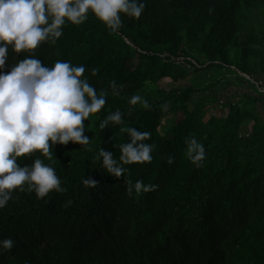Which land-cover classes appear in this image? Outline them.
<instances>
[{"label": "trees", "instance_id": "trees-1", "mask_svg": "<svg viewBox=\"0 0 264 264\" xmlns=\"http://www.w3.org/2000/svg\"><path fill=\"white\" fill-rule=\"evenodd\" d=\"M122 20L112 33L89 13L83 25L67 24L56 45L36 50L50 67L56 60L84 65L107 102L84 121L88 146L69 141L53 147L52 160L38 152L18 158L21 166L42 159L66 191L44 199L26 187L13 193L0 209V240L11 237L15 247L0 253V264H264V125L245 106L257 98L225 103L226 115L204 121L205 103L187 104L196 89L158 85L201 69L186 60L195 52L200 66L234 67L264 86L254 76L264 72V0H148L139 20ZM113 80L124 86L119 96L111 94ZM133 95L150 109L130 106ZM167 102L182 117L160 132ZM116 109L131 110L125 125L101 130ZM248 118L254 122L242 132ZM125 127L152 134L153 161L126 167L133 183L158 184L155 192L129 197L123 176L111 177L96 159L101 148L119 158V145L130 142ZM185 137L205 146L202 167L188 159ZM168 155L175 157L171 166ZM89 176L99 182L95 189L82 183Z\"/></svg>", "mask_w": 264, "mask_h": 264}, {"label": "clouds", "instance_id": "clouds-1", "mask_svg": "<svg viewBox=\"0 0 264 264\" xmlns=\"http://www.w3.org/2000/svg\"><path fill=\"white\" fill-rule=\"evenodd\" d=\"M148 0H0V209H4L16 190L34 192L39 199L51 192L63 193L61 179L55 168L35 158L31 164L21 166L18 158L40 153L48 160L53 158L56 144L69 141L88 146L91 139L83 135L84 124L93 114L101 112L108 92L99 93L84 75V65L56 60L50 67L37 58L36 50L44 44L56 45L64 35L67 24L83 25L89 13L100 20L112 33L123 27L122 15L139 20ZM10 51L16 55L11 57ZM19 54H26L18 58ZM20 57V56H19ZM95 74V73H93ZM111 94L119 96L123 85L115 80L109 85ZM130 106L141 105L150 109L147 100L133 95ZM165 110L167 106H164ZM131 110L116 109L100 122L101 130L125 125ZM130 142L119 145L120 156L99 149L97 160L113 178L123 176L129 197L155 192L158 184L128 179L126 165L150 164L156 145L148 143L151 132L125 127ZM187 157L200 168L206 159L205 146L194 137H185ZM90 150V149H89ZM175 157L168 155L171 166ZM86 188L95 189L99 182L89 176L82 180ZM15 241L9 237L0 240V253L11 251Z\"/></svg>", "mask_w": 264, "mask_h": 264}, {"label": "rangeland", "instance_id": "rangeland-1", "mask_svg": "<svg viewBox=\"0 0 264 264\" xmlns=\"http://www.w3.org/2000/svg\"><path fill=\"white\" fill-rule=\"evenodd\" d=\"M191 59H198L204 62L203 58H199L195 52H191ZM183 65V64H179ZM201 69L195 70L189 68L184 78L177 82L160 81L159 86L165 91L175 90L185 87H193L196 89L192 93L188 101V107L192 109L200 102L205 103V116L206 121L210 116H224L227 113V107L224 105L228 102H238L244 96L257 98L253 103H246V108L250 111L253 117L257 119L259 125H264V89L260 90V81H252L249 77L241 74L234 73V67L219 69L217 67H209L206 64L200 66ZM255 77L264 81V72H256ZM206 84V85H205ZM204 85V86H203ZM258 90V91H257ZM213 101H209L212 100ZM167 109L164 117L160 120V132H164L166 126L171 122L182 117L181 111L174 114L169 106L170 103L165 104ZM254 120L248 118L244 121L241 129L246 132L250 129Z\"/></svg>", "mask_w": 264, "mask_h": 264}, {"label": "built area", "instance_id": "built-area-1", "mask_svg": "<svg viewBox=\"0 0 264 264\" xmlns=\"http://www.w3.org/2000/svg\"><path fill=\"white\" fill-rule=\"evenodd\" d=\"M186 60L190 61V63H192L193 65L200 67V65L198 63H196V61L192 60L191 58H186ZM174 61H176L178 64H182L185 60H184V58H175ZM243 75H245V74H243ZM260 88H261L260 90H262V89H264V86L261 85Z\"/></svg>", "mask_w": 264, "mask_h": 264}]
</instances>
